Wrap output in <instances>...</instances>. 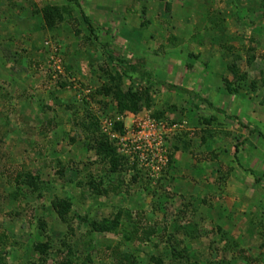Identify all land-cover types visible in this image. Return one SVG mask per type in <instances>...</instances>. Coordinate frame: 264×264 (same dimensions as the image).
Returning <instances> with one entry per match:
<instances>
[{
	"label": "rangeland",
	"instance_id": "374dc122",
	"mask_svg": "<svg viewBox=\"0 0 264 264\" xmlns=\"http://www.w3.org/2000/svg\"><path fill=\"white\" fill-rule=\"evenodd\" d=\"M0 24V264H264V0H0ZM117 59L203 100L123 76L105 92ZM137 117L164 124L157 145ZM18 178L37 188L12 200Z\"/></svg>",
	"mask_w": 264,
	"mask_h": 264
},
{
	"label": "trees",
	"instance_id": "16d2710c",
	"mask_svg": "<svg viewBox=\"0 0 264 264\" xmlns=\"http://www.w3.org/2000/svg\"><path fill=\"white\" fill-rule=\"evenodd\" d=\"M53 12L50 11V13ZM53 14L54 13H51V15L49 16V12L48 14L45 16H47V19H45V21L49 24V26H51L53 24L52 22V17H53ZM60 18V17H59ZM84 20L87 22L88 24V30L92 32V28L90 26V23H89V20L87 19V17H84ZM104 47H102L103 49V53H105L106 56L108 57H111V48H107L106 46L107 45H103ZM118 61L116 63L119 64V72L117 71V73L115 74V76H111V83L108 84V85H105L104 88H102L103 91H107V90H110L112 89L115 85L114 83V79H118L120 80L123 77H127L130 81H133V82H137L138 85H141L144 83H147V85H144L142 88H140L141 90V94L144 93L145 89H146V86H150V85H153V84H156L157 86H164L168 89H171V90H174L176 92H183V93H187L189 94V96L191 97L192 100H195V99H200V100H203L202 97H200L199 94L191 91L190 89H187L183 86H179V85H175V84H171L169 82H163V81H156V82H153L152 81V77H151V73L144 67V64L138 60L136 62H131V61H125L124 59H117ZM114 64V63H113ZM228 68V71L231 73V75L233 76V78L235 79H238V81H241V80H245V73H239L237 67L234 65V64H230L227 66ZM115 77V78H113ZM251 86L254 85V81L253 80H249L248 81ZM249 84V85H250ZM225 87L227 89L228 92H231V91H234L236 90V88L234 86L231 85V83H229V81L225 82ZM141 94H138L137 91H127L126 93H121V97L124 95V103H123V106H126L127 103L129 102L130 104L134 103L136 101L137 98H139V96ZM206 103V106H209L210 108H212L213 110H215L216 112H219V113H222V114H225L224 111L220 108H216L212 105L211 102L209 101H205ZM92 118V115L89 113V111L87 110L86 111V119H87V124L86 126H91L92 130H91V133L94 131L93 128H95L96 126V122L95 120H91ZM93 119V118H92ZM111 147V144L105 140V139H101L100 140V145H99V150L97 151V154L98 156H101L100 154H102V157L104 159V163H109L108 164V169H106L108 172H111V173H115L117 175V182L114 183L112 186V188H115V187H118L119 185V181H120V177H119V171L120 169L118 170L117 166L118 164L121 165V160H120V163H119V156L114 153V151H111L110 149ZM108 149L109 152H106ZM121 157V156H120ZM14 186H13V190H12V200L15 198V196L17 197V195H21L22 194V189L24 186H27V187H30L32 190L33 189H36L37 188V184L35 182L34 179L32 178H29L28 180H25L24 179H21L19 180L18 179H15L14 180ZM21 184V186L19 185ZM103 192H105L106 190L105 189H102ZM65 206H68V202L66 201H58L56 202L55 204L53 203L51 205L52 207V210L55 211L56 215L60 217L61 220H63L64 218V215H62V210ZM91 227L94 228V230H111V228H114L115 227V222H110V223H107V222H101V223H96L94 221H92L90 223ZM1 237V236H0ZM1 239V238H0ZM170 253H169V258H171L172 256H174L176 254L175 257H180L182 255H184V253H180L179 251H175V247L174 245H171V248H170ZM66 251H71V248L69 247H66ZM160 261H162L161 259H156V264H162ZM190 264V263H189Z\"/></svg>",
	"mask_w": 264,
	"mask_h": 264
},
{
	"label": "built area",
	"instance_id": "2783aa9c",
	"mask_svg": "<svg viewBox=\"0 0 264 264\" xmlns=\"http://www.w3.org/2000/svg\"><path fill=\"white\" fill-rule=\"evenodd\" d=\"M54 54L55 52L52 50V52H50L49 57L53 61H59V59L56 57L57 55L55 56ZM110 125H111L110 119L105 118L102 120V131L104 133L107 132L106 134H108L112 138L114 134L111 133ZM133 125L137 129L135 131L134 137L136 136L139 138V136H141L143 138V141L145 142L143 143V146H146V145L149 146L151 143L153 145H157L159 139L161 138V133L165 132L164 131L165 127L163 123L155 122L153 120H150L149 118L143 119L142 117H137L133 121ZM139 133H141V135H139ZM134 148L140 149L137 144L134 146Z\"/></svg>",
	"mask_w": 264,
	"mask_h": 264
},
{
	"label": "crops",
	"instance_id": "0c3cea01",
	"mask_svg": "<svg viewBox=\"0 0 264 264\" xmlns=\"http://www.w3.org/2000/svg\"><path fill=\"white\" fill-rule=\"evenodd\" d=\"M4 13H2V15H4L5 17H7V15H6V13H5V11H3ZM9 16V15H8ZM0 26L2 27V25L0 24ZM3 28V27H2ZM183 154H180V156H182ZM185 160H187V159H184L182 162H184ZM193 164V165H192ZM189 165H192V166H195V162H193V163H188V167L187 168H189V169H191V167L189 166ZM187 168H186V171H187ZM186 171H184V170H181V172H186ZM189 171V170H188Z\"/></svg>",
	"mask_w": 264,
	"mask_h": 264
}]
</instances>
